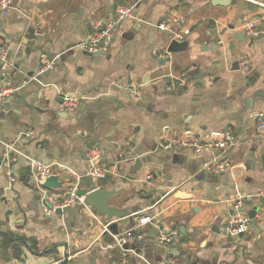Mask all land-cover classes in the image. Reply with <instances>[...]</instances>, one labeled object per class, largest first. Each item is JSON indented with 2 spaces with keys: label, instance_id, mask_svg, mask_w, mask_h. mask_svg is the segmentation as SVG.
<instances>
[{
  "label": "crops",
  "instance_id": "crops-1",
  "mask_svg": "<svg viewBox=\"0 0 264 264\" xmlns=\"http://www.w3.org/2000/svg\"><path fill=\"white\" fill-rule=\"evenodd\" d=\"M12 1L0 12V89L20 88L0 107V264H264V27L252 36L245 29L264 15V0ZM128 3L136 4L135 17L118 24L105 54L78 48L96 23ZM169 16L182 22L159 30ZM29 28L40 38H27ZM184 28L188 48L168 53L173 33ZM241 33L246 39H236ZM53 57L58 69L40 73L42 60ZM237 62L246 68L235 70ZM72 95L85 105L82 112L65 109L62 98ZM227 128L237 135L227 173L204 170L210 153L160 147L217 139ZM92 148L108 169L102 181L88 175ZM133 151L140 167L128 159ZM38 163L64 166L63 186L48 190L54 195L70 186L84 194L93 182L117 190L110 205L139 206L129 227L152 218L142 227V248L115 243L109 226L121 227L117 218L74 207L44 215L46 191L31 176ZM244 194L256 200L242 212L259 209L249 231L229 242L223 231L235 214L230 201ZM154 230L160 235L151 243ZM165 236L172 240L163 244Z\"/></svg>",
  "mask_w": 264,
  "mask_h": 264
},
{
  "label": "built area",
  "instance_id": "built-area-1",
  "mask_svg": "<svg viewBox=\"0 0 264 264\" xmlns=\"http://www.w3.org/2000/svg\"><path fill=\"white\" fill-rule=\"evenodd\" d=\"M12 0H0V12L7 11L12 6ZM136 4L128 3L122 6H119L115 9L114 16L104 22L96 23L94 27V32L91 33L88 37L84 38L78 43V48L88 54H97L100 51H107L110 40L112 39L113 33L116 30L120 22L133 19L136 14ZM182 22L181 18L169 16L161 21L157 28L162 31H167L171 28L173 24ZM259 27H264V15H261L250 21L246 24L245 29L247 34L252 36L256 33ZM190 34L188 28H184L181 31L173 33V40L184 41L187 36ZM3 40V39H1ZM5 55V44L0 41V57ZM3 60V59H2ZM59 58H46L41 62L40 73L47 71H53L58 69ZM241 66V64H240ZM246 65H242L241 68ZM240 68V69H241ZM179 86H184L186 84V78H181L178 81ZM20 88V86H6L0 89V107L3 106L11 96ZM168 90H173L172 87H169ZM63 105L68 113L76 114L81 105V99L79 97L73 98L69 96L64 97ZM264 127V123H263ZM237 142V135L234 130L227 128L224 130L222 135L213 140H200L199 138H188L181 139L176 141H167L162 142L160 147L167 151H172L175 148L180 149H191L194 154L202 155L204 153L212 154V159L206 162L204 170L211 174H222L229 172L232 167V161L230 159L229 153L231 149ZM127 154L126 150L121 153V157H124ZM100 149L92 148L86 152L87 161L92 164V168L89 171L88 175L96 178L102 179L105 178L108 169L98 164H94L96 160L100 159ZM12 157L8 155L9 165L6 168V176L8 177L10 183L15 181L14 177V168L12 163ZM34 167H37V173H35L36 184L40 187L44 181L51 175H58L62 171L61 164L58 163H38ZM43 195V206L42 210L44 215L52 216L55 215L58 209L65 207H74L78 209H84L89 212L91 215L94 214L90 206L86 204V193H79L77 188L70 186L69 189L63 194L54 195L48 190L44 189ZM256 200V197L251 194H244L236 199L230 201V205L235 211V214H232V218L227 223L223 234L225 238H237L240 234H244L249 231L251 225V218L246 213L242 212L243 207L246 204H253ZM152 220L151 217H142L139 219L138 223L132 227L125 229L120 232L115 237V243L123 248V245L126 243H138L144 240V233L142 227L149 223ZM172 240L170 236H165L161 243L165 244ZM60 261H57L56 264H59Z\"/></svg>",
  "mask_w": 264,
  "mask_h": 264
},
{
  "label": "water",
  "instance_id": "water-1",
  "mask_svg": "<svg viewBox=\"0 0 264 264\" xmlns=\"http://www.w3.org/2000/svg\"><path fill=\"white\" fill-rule=\"evenodd\" d=\"M232 0H213V3L215 5H223V6H227L229 4H231ZM216 2H218L216 4ZM90 28V23L89 26ZM28 34L26 37L27 38H36L39 39L40 37H37L36 35H34L35 30L33 28H29L27 29ZM91 33H93L94 28H91ZM236 39L238 40H244L246 39V34L245 33H241L240 34H236ZM189 42L186 41H176V40H172L170 42V44L168 45L167 48V52L168 53H178V52H182L185 51L188 48ZM235 47L234 43H232L231 45V49H233ZM105 54V51H100L99 53H97V55H103ZM241 66L240 63L237 62L234 65V69L235 70H240ZM7 72H10L9 70H7ZM257 95H263V93H257ZM69 97H73L76 98V96L72 95ZM62 101H64V97L62 98ZM84 104L82 103L80 105V111L82 112L84 109ZM128 159H135L136 160V166L140 167L142 165V160L138 158V154L133 151L129 154ZM99 160H96L94 162V164L96 165L98 163ZM38 168L37 167H33L31 170V176L34 177L35 173H37ZM90 180L89 176H84L82 177V180ZM100 181H102V179H100ZM63 186V182L59 180L58 175H51L50 177H48L44 183L40 186L41 188L45 189V190H50V189H59ZM89 191L86 193V204L88 206H90L93 210V213L95 215H99L101 217H104L106 221H111L114 218H117L118 220H120L121 222V227L118 226V224L113 223L109 226V230L111 232L112 235H117L120 233V231H124L126 228H129V225L131 223H133V216L140 210L139 206H133V207H124V208H120V207H115L110 205V199L117 193L116 189H103L101 187H94V183L91 182L89 183ZM147 199L150 198L146 197ZM263 203H264V199H263ZM72 209V207H65V208H61L57 210V214H61L63 212H67L70 211ZM259 208L258 207H254L252 209V211L249 213V216L251 218V220H254L255 214L257 212ZM160 235L159 232H156V230L151 232L150 235V242H154L156 236ZM244 234H240L239 237H242ZM229 242L233 241V238H228ZM144 245V240L138 242V243H126L123 245V249L124 250H128L131 249L133 251H138L139 249L142 248V246ZM169 258V257H168ZM199 263V261H198ZM168 264V263H167ZM203 264V263H202Z\"/></svg>",
  "mask_w": 264,
  "mask_h": 264
}]
</instances>
